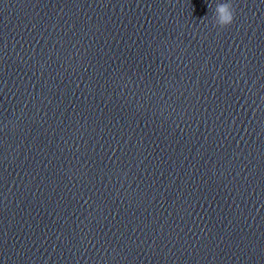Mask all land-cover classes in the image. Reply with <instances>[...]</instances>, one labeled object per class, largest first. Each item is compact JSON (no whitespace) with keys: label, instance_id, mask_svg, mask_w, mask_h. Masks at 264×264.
Segmentation results:
<instances>
[{"label":"water","instance_id":"water-1","mask_svg":"<svg viewBox=\"0 0 264 264\" xmlns=\"http://www.w3.org/2000/svg\"><path fill=\"white\" fill-rule=\"evenodd\" d=\"M0 0V264H264V0Z\"/></svg>","mask_w":264,"mask_h":264},{"label":"clouds","instance_id":"clouds-1","mask_svg":"<svg viewBox=\"0 0 264 264\" xmlns=\"http://www.w3.org/2000/svg\"><path fill=\"white\" fill-rule=\"evenodd\" d=\"M215 26L226 29L235 22V9L228 0H217L216 7L213 10Z\"/></svg>","mask_w":264,"mask_h":264}]
</instances>
